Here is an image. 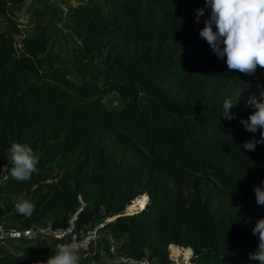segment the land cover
<instances>
[{
	"label": "trees",
	"instance_id": "16d2710c",
	"mask_svg": "<svg viewBox=\"0 0 264 264\" xmlns=\"http://www.w3.org/2000/svg\"><path fill=\"white\" fill-rule=\"evenodd\" d=\"M23 1L0 0L9 25L0 31V223L25 228L50 218L64 228L77 213L76 231L107 219L100 231L135 259L171 264L168 248L178 246L192 251L193 264H260L249 253L264 217L253 190L264 187V144L242 147L260 133L240 123L252 109L236 93L259 92L264 69L229 71L216 56L199 36L210 9L196 23L205 0L79 2L60 20L77 42L69 56L53 49L47 30L20 36L11 7ZM109 94L119 106L103 104ZM225 99L236 103L232 120L221 116ZM13 142L38 157L26 182L10 176ZM21 195L35 205L31 216L15 211ZM134 199L146 205L129 214ZM58 243L0 246V264H41Z\"/></svg>",
	"mask_w": 264,
	"mask_h": 264
},
{
	"label": "clouds",
	"instance_id": "9594fccd",
	"mask_svg": "<svg viewBox=\"0 0 264 264\" xmlns=\"http://www.w3.org/2000/svg\"><path fill=\"white\" fill-rule=\"evenodd\" d=\"M205 9H210V14L199 36L218 58H226L228 70L255 75L258 68L264 69V0H205V7L196 10V23L205 15ZM258 89L259 94L247 101L251 113L240 120L248 132L260 133L259 140L246 141L242 145L249 152L254 151L257 144H264V87L258 85ZM235 104L225 99L221 116L234 119L231 109ZM8 155L12 179L26 182L38 172V157L29 145L13 142ZM253 190L257 204L264 206V187L257 186ZM14 208L24 216H31L35 211L34 203L24 195L16 199ZM252 234L258 238V245L255 252L249 253V259L264 264V217L257 220ZM80 251L78 243H58L55 253L41 264H79Z\"/></svg>",
	"mask_w": 264,
	"mask_h": 264
},
{
	"label": "rangeland",
	"instance_id": "374dc122",
	"mask_svg": "<svg viewBox=\"0 0 264 264\" xmlns=\"http://www.w3.org/2000/svg\"><path fill=\"white\" fill-rule=\"evenodd\" d=\"M87 0H24L20 5L11 7L14 11L15 17L13 21L17 23V28L20 30L21 37H32L37 35L43 30H47L51 36V43L53 49L67 51L65 53H60L62 56L70 55V51L73 47L77 45L75 37L61 25L60 20L69 7L76 6L79 2L85 3ZM9 25L6 18L0 14V31L8 30ZM66 54V55H65ZM66 58V64H69L70 57ZM237 97L240 98L244 103L248 104L247 101L249 97L253 95H258V91L249 92L248 90L238 91L236 93ZM113 102H116V106H119L120 103L115 94H109L103 100V104L107 108L113 106ZM73 161L75 160V154L72 155ZM61 170H56L59 172ZM5 169L0 167V178L5 179ZM3 207L2 202L0 201V209ZM132 208V207H131ZM124 214V213H123ZM109 220H104L108 222ZM42 225H50V218H48ZM18 226V225H17ZM106 245L105 241L102 239L100 241V249ZM9 250L17 251L21 247L20 244H14L12 247L8 244ZM190 250V249H189ZM191 251V250H190ZM102 257L100 259L101 264H115V262L108 258L105 254L100 251ZM192 255V251H191ZM169 260L171 264H193L190 262V257L187 261H184L182 257L173 258L170 256L169 251ZM84 260V259H83ZM151 264H157L152 262Z\"/></svg>",
	"mask_w": 264,
	"mask_h": 264
},
{
	"label": "built area",
	"instance_id": "2783aa9c",
	"mask_svg": "<svg viewBox=\"0 0 264 264\" xmlns=\"http://www.w3.org/2000/svg\"><path fill=\"white\" fill-rule=\"evenodd\" d=\"M113 106H116V102H113ZM76 217L77 213L73 214L68 225L64 228H54L51 225H32L18 228L0 223V246L7 247L9 244L12 247L14 244L23 245L37 238H47L59 240L62 243H78L81 248L80 260L85 259L94 252L100 253L101 251L108 258H111L115 264H151L147 259L139 260L117 253V239L113 238L108 231H100L104 222L86 232L76 231L74 229ZM102 239L106 245L100 249L99 244Z\"/></svg>",
	"mask_w": 264,
	"mask_h": 264
},
{
	"label": "bare ground",
	"instance_id": "6f19581e",
	"mask_svg": "<svg viewBox=\"0 0 264 264\" xmlns=\"http://www.w3.org/2000/svg\"><path fill=\"white\" fill-rule=\"evenodd\" d=\"M141 201H143V203L145 205L144 200L136 199V201H134L133 204H130L129 206H127V208L132 207L129 214H132V212H134L135 209L141 208V206H140ZM168 251H170L171 257H173V258L182 257L184 259V261H187V259H189V257L191 256V251L189 249L181 248L178 246H170L168 248ZM184 264H187V262Z\"/></svg>",
	"mask_w": 264,
	"mask_h": 264
},
{
	"label": "water",
	"instance_id": "95a60500",
	"mask_svg": "<svg viewBox=\"0 0 264 264\" xmlns=\"http://www.w3.org/2000/svg\"><path fill=\"white\" fill-rule=\"evenodd\" d=\"M145 196H146V195H145ZM146 197H147V196H146ZM147 200H148V199H147ZM134 201H136V199H134V200L128 202L127 205H126V207L129 206L130 204H133ZM145 205H146V204H145ZM141 209H142V208L135 209L134 212H136V211H138V210H141ZM134 212H132V213H134Z\"/></svg>",
	"mask_w": 264,
	"mask_h": 264
},
{
	"label": "snow or ice",
	"instance_id": "6c2138e0",
	"mask_svg": "<svg viewBox=\"0 0 264 264\" xmlns=\"http://www.w3.org/2000/svg\"><path fill=\"white\" fill-rule=\"evenodd\" d=\"M140 206H141V208L144 206L143 201L140 202Z\"/></svg>",
	"mask_w": 264,
	"mask_h": 264
}]
</instances>
